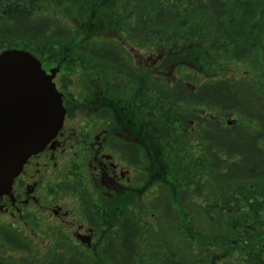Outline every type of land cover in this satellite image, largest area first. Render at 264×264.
I'll list each match as a JSON object with an SVG mask.
<instances>
[{
	"label": "trees",
	"instance_id": "1",
	"mask_svg": "<svg viewBox=\"0 0 264 264\" xmlns=\"http://www.w3.org/2000/svg\"><path fill=\"white\" fill-rule=\"evenodd\" d=\"M48 1L59 8L92 3ZM71 16L68 9L48 8L46 0H0V51L64 59L67 67L93 75L82 84L102 90L91 105L107 104L104 116L113 109L109 123L114 116L124 118L123 106L170 122V134H158L160 141L152 136L166 175L157 169L148 182L145 142L111 140L124 162L139 170L138 183L148 182L140 191L147 190L144 198L128 192L104 213L100 199L77 178H63L56 191L79 196L80 214L108 229L107 241L89 252L62 228L45 224L43 233L31 234L0 224V264H264V0H122L117 13L126 36L122 43L82 36ZM163 42L177 44L190 58L203 47L215 66L204 63L206 71L179 64L181 80L168 84L136 67L125 47L152 51ZM232 116L236 121L229 124ZM42 236L51 247L36 241Z\"/></svg>",
	"mask_w": 264,
	"mask_h": 264
},
{
	"label": "rangeland",
	"instance_id": "2",
	"mask_svg": "<svg viewBox=\"0 0 264 264\" xmlns=\"http://www.w3.org/2000/svg\"><path fill=\"white\" fill-rule=\"evenodd\" d=\"M92 2L90 5H85L83 6V3L81 2L80 4L77 5H71V4H64L59 7H55L53 2L46 0V6L50 9H56L58 13H63L66 9H68L71 12V20L72 22L78 26L81 29V35L88 38L91 36H103L106 39H117L119 42L122 43V41L126 40V36L123 35L122 31L119 28V22L120 19L117 18V13L119 11V7L122 3V0H89ZM89 9L90 13H84L82 12V9ZM91 11H96L94 13H91ZM177 45V44H176ZM176 45H172L169 43H159L156 45L155 48V55L157 56L158 53L157 51H161L165 53V58L161 59V62L166 63L170 62L174 65H189L192 64V66L195 65V67H198L197 65H200L203 67L206 71H208V66H204V63L210 66V69L214 67V64H210V52L205 51L203 47L197 46L192 53V58L189 57V54L187 51H181ZM189 46V47H193ZM129 50H132L130 46H127ZM139 48H136L135 50H138ZM140 59H137L139 61ZM184 61L186 63L184 64ZM45 68L49 70L53 66H56V64H50L47 61H45ZM224 64V58L220 59L219 65ZM230 66V65H229ZM231 67V66H230ZM194 68V67H193ZM196 69V68H195ZM62 75L67 76V83L66 86L61 87L63 93L65 94V98L67 100V109L74 108L76 111L82 110L84 112H88V108L92 109L91 113V118L94 119V117L97 116L99 113V108L92 106L91 102L94 100L95 96L99 97V94L102 92L101 89H95L93 91H89L85 87H83L82 81L84 80H92V76L90 74H84L82 71L78 69H71L69 67H65L62 69ZM133 91V87H130V91H127V96L130 95ZM96 108V110H95ZM116 111L121 112L120 106L116 109ZM110 112H114L113 109L110 110ZM110 112H108V116L110 117ZM127 118H124L123 120H119L116 117H114V122L112 126L106 125L105 122H102V127L104 129H107L104 134L112 137L115 136L116 134L123 133L122 127L124 126V123H127V125H131L134 123L135 128H141L142 134L139 135L141 138L142 142L146 143V148H144V151L146 152V160L147 162H150L151 166V171L150 175L148 178V182L151 178V180H154L157 176V169H160L166 172V165L164 161L162 160L163 154L159 152V148L157 147V152L153 150L152 146L153 144H157L156 141L153 142L152 136L155 133V137L158 141H160V138L158 137V134L160 135H168L171 133L172 125L168 121H164L163 119H148L145 117L144 114H141L137 112L136 110H130L127 112ZM216 116L217 119L221 118L225 120L224 118L226 117L225 115H214ZM149 122H145V120ZM219 119V120H221ZM129 120H132L130 122ZM99 131V129H98ZM143 135H147L145 139L143 138ZM82 135L78 134L77 139L79 141V147L81 148L80 150V156L81 160L86 159L90 155H95L97 151L99 150L98 147L95 149L92 148V146H95L96 143L93 141L91 138H88V143H84V139ZM150 140V141H149ZM69 147V144L66 145V148ZM88 147L90 149L89 152H83V149ZM155 147V148H156ZM78 152L77 150H75ZM105 153L111 154L112 152L110 151L109 148L105 149ZM107 164V161H105ZM92 170V169H91ZM128 170L125 174V178L123 179V190L119 192L118 194L120 197L117 196L116 189L112 187H105L104 189H101L99 187L89 185L88 190L93 195V197H97L100 199L101 202H99V205L102 207V212L104 213H110L113 208H116V200L118 198H123L125 194L128 192L134 191L136 196H143L145 197L147 190L144 192H140L141 189L145 188L148 182L144 185H141L138 183V179L140 178L139 175V170L133 167H130L128 165ZM89 171L86 172V168L83 170V174L86 175L89 179ZM100 170L98 169V173ZM155 175V176H153ZM166 175V173H165ZM100 176V175H99ZM127 176H129L130 181H127ZM55 176L53 174L44 181V179L40 176L37 175L36 177V182L38 185L42 184L43 181L46 183L47 181H56ZM65 181V180H63ZM33 185V184H32ZM98 186H101L98 184ZM39 197H46L47 192L45 189L42 190V186L39 188ZM121 193V194H120ZM71 192H66L65 195V200H63L61 203L58 205L61 207V210L63 212L65 211H73L74 209V201L72 198H70ZM100 194H102V197H100ZM4 204V203H3ZM44 203H39L38 206H33L27 211V215L25 216V219H18L11 217L10 213L6 214L0 210V221L1 222H6V223H11L10 225L12 226L13 224H16V228H19L21 230H25L27 233L33 234L34 232H39L43 233L38 230L37 222H39V219L34 220L33 217L27 218L28 214L30 211H37L39 210L40 206H42ZM6 205V204H5ZM54 205H57L55 202ZM4 208H6L4 206ZM29 217V216H28ZM29 219V220H28ZM47 222H52V219L50 218L47 220ZM57 220H55V223ZM75 226H69L65 224V233H75V234H66L67 237H69L74 244L85 248L87 251L92 252L94 251L99 244L105 243V240L107 241V236H108V229L103 228L99 229L100 232L96 234V237L94 238V242L91 243V245L87 246L84 242L85 237L91 236L92 232H87L85 228H82L81 230L75 229ZM50 230V229H49ZM79 233V235L77 234ZM38 243L41 245H44L45 249L49 248L52 246L51 241L49 239H44V236L36 240Z\"/></svg>",
	"mask_w": 264,
	"mask_h": 264
},
{
	"label": "water",
	"instance_id": "3",
	"mask_svg": "<svg viewBox=\"0 0 264 264\" xmlns=\"http://www.w3.org/2000/svg\"><path fill=\"white\" fill-rule=\"evenodd\" d=\"M31 53L0 54V196L9 194L14 179L34 154L62 128L66 110L55 83Z\"/></svg>",
	"mask_w": 264,
	"mask_h": 264
},
{
	"label": "flooded vegetation",
	"instance_id": "4",
	"mask_svg": "<svg viewBox=\"0 0 264 264\" xmlns=\"http://www.w3.org/2000/svg\"><path fill=\"white\" fill-rule=\"evenodd\" d=\"M156 63V60L153 61L152 64H149V67L155 69L157 73ZM56 84L58 87L61 86L60 77L56 79ZM106 106L107 104H100V106L97 107V109L99 108V113L94 119L91 118V108H88V112L82 110L76 111L75 109L71 112L70 110L71 113L69 117L67 115L65 126L56 141H54L52 145H49L42 153L32 157L28 161L24 167V171L16 180L13 196L8 198L5 197L7 199L3 200V205L9 206L6 208V211L9 212L12 217H15L16 211L19 212L22 206H29L31 201L38 202L35 196L37 175H40L44 181L52 174L56 179H63L69 175L72 178H77L81 184H85L87 186L86 188H88L89 185H95L97 187L98 183H100L103 186L107 185L106 187L116 189L117 192L122 189L121 179L124 177V160L113 148L110 149V141L114 139L118 140V137H121L124 138L121 140H130L133 144L139 145L141 138L135 135L136 132L133 128H131V131L129 130L127 132V136L125 137L126 129H124V127H122L123 133L115 135L117 138H110L105 135L104 133L108 130L101 126L102 122H105L107 127L110 126V124H115L114 121L109 123L108 116H104V107ZM124 126H127V124H124ZM95 127L97 129H95ZM78 134L85 137L84 143H88V138H91L93 141L95 139L96 145L92 146V148H99L97 153L88 160L80 159L81 148L79 147V141L77 139ZM67 144H69L68 148H66ZM106 148H109L112 153H105ZM89 151L90 149L88 147L83 149V152ZM105 161H107V164ZM85 168L86 172L90 170L89 179L83 174ZM98 169L100 170V177ZM63 182L64 181L61 183ZM46 183L47 190H58L57 180L47 181ZM53 198L57 200L58 197L54 194ZM74 199L78 203L81 200L79 196H75ZM49 205L50 203H45L47 210H50ZM0 209L2 210L3 206H1ZM64 216L67 217L68 215L66 214ZM81 226L82 225L79 226V229ZM87 229L88 228H86V230ZM84 242L89 246V237H86Z\"/></svg>",
	"mask_w": 264,
	"mask_h": 264
}]
</instances>
